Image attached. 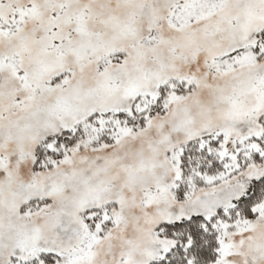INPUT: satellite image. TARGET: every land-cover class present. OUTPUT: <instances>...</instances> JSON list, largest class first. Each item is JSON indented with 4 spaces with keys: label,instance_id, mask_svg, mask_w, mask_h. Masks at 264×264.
I'll list each match as a JSON object with an SVG mask.
<instances>
[{
    "label": "rangeland",
    "instance_id": "rangeland-1",
    "mask_svg": "<svg viewBox=\"0 0 264 264\" xmlns=\"http://www.w3.org/2000/svg\"><path fill=\"white\" fill-rule=\"evenodd\" d=\"M163 86L165 114L120 126L112 145L81 137L36 169L47 139L131 114ZM262 116L264 0H0V264L165 258L175 243L158 226L229 210L264 179L253 165L176 201L177 151L217 133L231 149L262 136ZM256 211L223 225L218 264H264Z\"/></svg>",
    "mask_w": 264,
    "mask_h": 264
},
{
    "label": "trees",
    "instance_id": "trees-1",
    "mask_svg": "<svg viewBox=\"0 0 264 264\" xmlns=\"http://www.w3.org/2000/svg\"><path fill=\"white\" fill-rule=\"evenodd\" d=\"M163 87L155 102L148 96L138 98L131 114L104 115V120L101 116L93 114L85 123L77 125L76 129L68 130L57 139H47L36 147V169L47 170L54 167L62 157L69 154L70 147L81 137L93 139L89 143L91 147L103 143L112 145L117 140L120 126L137 122L144 125L148 113L165 114L168 87ZM259 122L264 131V116L259 118ZM228 149L226 137L222 133L206 135L184 143L177 151L180 178L173 189L175 200L186 201L198 189L216 187L242 174L253 165L263 164L264 132L260 137L252 136ZM262 203L264 179L255 181L250 192L229 210L220 209L209 218L198 215L185 221L158 226L155 229L157 238L169 239L175 245L165 258L150 264H218L223 225L255 220L261 215L256 211V207ZM102 213L101 211L99 214L98 211L93 217L102 216ZM86 219L89 220L87 217ZM47 260L50 262L53 258Z\"/></svg>",
    "mask_w": 264,
    "mask_h": 264
}]
</instances>
